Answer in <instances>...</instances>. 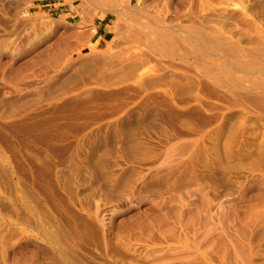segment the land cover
Returning <instances> with one entry per match:
<instances>
[{
    "label": "rangeland",
    "instance_id": "obj_1",
    "mask_svg": "<svg viewBox=\"0 0 264 264\" xmlns=\"http://www.w3.org/2000/svg\"><path fill=\"white\" fill-rule=\"evenodd\" d=\"M30 1L0 0V264H264V113L202 91L194 56L137 60L132 13L98 46L77 6ZM134 3L264 38V0Z\"/></svg>",
    "mask_w": 264,
    "mask_h": 264
},
{
    "label": "bare ground",
    "instance_id": "obj_2",
    "mask_svg": "<svg viewBox=\"0 0 264 264\" xmlns=\"http://www.w3.org/2000/svg\"><path fill=\"white\" fill-rule=\"evenodd\" d=\"M15 6L18 0H3ZM71 8H76L89 20L92 35H96L99 26H104L105 34L97 39L100 46L103 42L113 44L114 34L122 29L123 17L128 13L135 20L124 31L127 39H141L151 52H136L137 60L146 59L148 62L157 61L155 53L168 57L180 54L183 60L195 57L197 66L201 69L203 81L197 80L201 90L207 94L218 96L225 90L230 95L239 96L253 108L264 113V38L251 43L235 40L232 36L222 33L219 27L200 25L194 19L181 18L180 21L161 23L158 19L143 20L149 16L150 10H141L139 3L134 0H66ZM39 9L38 0H31L25 11L30 8ZM221 21L224 14L216 13ZM153 16V15H151ZM110 18H116L114 25L109 27ZM97 19L101 22L97 24ZM141 19V21H139ZM188 21V23H183ZM92 22V24H91ZM109 31L113 32L108 40ZM117 46V44H113ZM112 45V46H113ZM137 48V46H135ZM170 65H174L171 63ZM149 69L133 70L132 79L142 77ZM224 95V94H223Z\"/></svg>",
    "mask_w": 264,
    "mask_h": 264
},
{
    "label": "crops",
    "instance_id": "obj_3",
    "mask_svg": "<svg viewBox=\"0 0 264 264\" xmlns=\"http://www.w3.org/2000/svg\"><path fill=\"white\" fill-rule=\"evenodd\" d=\"M100 23V22H99ZM100 27V29H103L104 28V26H99ZM103 27V28H102ZM104 32H105V29H104ZM105 34V33H104ZM103 33H101V35H100V37L102 36V35H104Z\"/></svg>",
    "mask_w": 264,
    "mask_h": 264
}]
</instances>
